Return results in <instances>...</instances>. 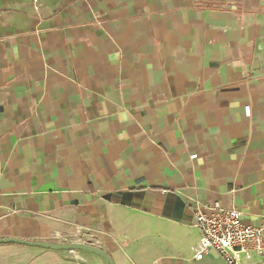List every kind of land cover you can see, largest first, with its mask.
<instances>
[{
    "label": "crops",
    "instance_id": "0c3cea01",
    "mask_svg": "<svg viewBox=\"0 0 264 264\" xmlns=\"http://www.w3.org/2000/svg\"><path fill=\"white\" fill-rule=\"evenodd\" d=\"M195 202L264 224V0H0V239L227 264Z\"/></svg>",
    "mask_w": 264,
    "mask_h": 264
},
{
    "label": "built area",
    "instance_id": "2783aa9c",
    "mask_svg": "<svg viewBox=\"0 0 264 264\" xmlns=\"http://www.w3.org/2000/svg\"><path fill=\"white\" fill-rule=\"evenodd\" d=\"M193 213L194 225L200 231L196 260L211 249L227 264H241L253 255L264 258V224H245L237 209L217 203L195 202Z\"/></svg>",
    "mask_w": 264,
    "mask_h": 264
},
{
    "label": "rangeland",
    "instance_id": "374dc122",
    "mask_svg": "<svg viewBox=\"0 0 264 264\" xmlns=\"http://www.w3.org/2000/svg\"><path fill=\"white\" fill-rule=\"evenodd\" d=\"M59 244V243H55ZM62 244V243H61ZM68 244V243H65ZM41 254L44 260L51 264H97L92 261L89 254L81 251H47L44 249L27 248L9 252L0 251V264H33L32 261ZM40 263L37 261V264Z\"/></svg>",
    "mask_w": 264,
    "mask_h": 264
},
{
    "label": "water",
    "instance_id": "95a60500",
    "mask_svg": "<svg viewBox=\"0 0 264 264\" xmlns=\"http://www.w3.org/2000/svg\"><path fill=\"white\" fill-rule=\"evenodd\" d=\"M0 245H20L52 251H84L97 255L106 264H114L111 257L103 250L84 243L55 244L41 241H23L19 239H0Z\"/></svg>",
    "mask_w": 264,
    "mask_h": 264
}]
</instances>
